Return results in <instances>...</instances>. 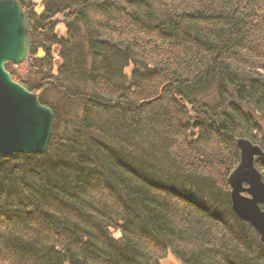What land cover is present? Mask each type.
Wrapping results in <instances>:
<instances>
[{"label": "trees", "instance_id": "obj_1", "mask_svg": "<svg viewBox=\"0 0 264 264\" xmlns=\"http://www.w3.org/2000/svg\"><path fill=\"white\" fill-rule=\"evenodd\" d=\"M18 2L4 66L53 124L0 157V264H264L227 181L237 138L264 153V0Z\"/></svg>", "mask_w": 264, "mask_h": 264}, {"label": "water", "instance_id": "obj_2", "mask_svg": "<svg viewBox=\"0 0 264 264\" xmlns=\"http://www.w3.org/2000/svg\"><path fill=\"white\" fill-rule=\"evenodd\" d=\"M29 49L28 24L18 0H0V157L43 154L50 141L52 110L4 66L25 61ZM235 144L239 161L227 178L231 208L253 227L264 245V181L255 166V159L264 153L247 138H237Z\"/></svg>", "mask_w": 264, "mask_h": 264}, {"label": "rangeland", "instance_id": "obj_3", "mask_svg": "<svg viewBox=\"0 0 264 264\" xmlns=\"http://www.w3.org/2000/svg\"><path fill=\"white\" fill-rule=\"evenodd\" d=\"M60 29H62V27H60ZM62 31V30H61ZM116 235V234H115ZM164 264H179L175 259L171 258V259H165L164 260Z\"/></svg>", "mask_w": 264, "mask_h": 264}]
</instances>
